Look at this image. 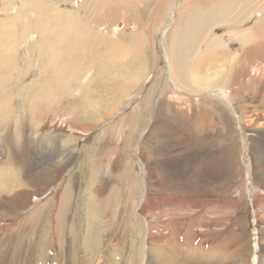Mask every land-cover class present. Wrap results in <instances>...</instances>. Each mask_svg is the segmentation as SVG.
Masks as SVG:
<instances>
[{"label":"rangeland","instance_id":"374dc122","mask_svg":"<svg viewBox=\"0 0 264 264\" xmlns=\"http://www.w3.org/2000/svg\"><path fill=\"white\" fill-rule=\"evenodd\" d=\"M5 1L9 2L10 6H6ZM175 1L97 0L98 4L106 5L103 11L108 7H117L111 18L104 19L103 14L97 15L95 12L94 15H97L95 18L92 13H87L84 7L77 9L80 11L76 14L72 0H0V47L4 44L8 47L5 52H0V169L4 168L0 171L5 172L2 174L4 179L0 181L1 185L11 187L10 190H6L9 194L5 190L3 194L0 193V264H49V253L54 251L58 255L65 254L68 260L76 258L77 260L72 261L73 264L82 259L83 263L87 261L86 264H137L135 254L144 225L136 218L137 216L133 219V212L124 211L121 194L124 184L126 186L134 184L132 188L135 196H138L140 191L141 170L138 165L142 163L137 152L138 143L145 148L146 158H149L145 162L147 181L150 173L153 174L151 178L153 181L163 180V187L166 184L172 186L176 183H185L187 180L198 183L201 179H205L209 197L222 199L221 196L236 194L243 218L239 213L240 223H234L235 225L231 226L233 228L230 227L227 233L228 236H236L238 244L246 242L250 252H253V211L247 189L249 184L246 164L253 154L258 162L264 164V128L254 130L249 128L245 118L241 116V111L236 116L230 108H225V117L222 120L221 109L208 100L210 87L207 85V90L198 96L188 95L191 100L199 102L197 109L204 107L205 112L209 111L208 114L214 122L209 125L193 117L189 119L191 128H195L198 124L204 128L203 134L200 133L199 136L203 139L204 147L202 145L182 146L177 150L170 140L161 138L160 133L167 129L174 134H183L187 126H181L179 121H181L180 114L184 111H176L180 113L177 115L178 119H167L165 115L160 118L161 112L169 108L173 110L171 104L167 101L164 103V99H161L157 106L145 105L143 102V97L147 93L148 99H155L158 94L162 95L166 92L163 81L164 64L162 60L159 63L155 59L153 47L159 42L160 32L168 20L171 5ZM17 3L22 6V9L15 14V11L12 12L11 9L17 7ZM204 3L206 4V1ZM191 6L195 9L194 0L181 1L178 11L189 9ZM251 6H254L251 11L260 9L261 14L256 13L249 19L245 15L243 18L245 28L243 27L242 30L262 29L257 25L259 26L258 20L264 19V0H254V5ZM49 8H54L57 18H51L50 21V29L55 35L62 29L66 30V33L73 29L75 34H78L77 29L81 28V31H84L83 34L89 38V42L84 36L85 42L81 38L77 40L74 38V43L69 40V46L62 47V51L65 52L63 56L56 59V65L60 62L61 65H55V69L46 65V57L40 49L36 48L37 43H34L39 40V34L35 28L43 24L44 20L46 21L47 18L42 15ZM109 12H111L110 9ZM87 14L89 16H86ZM191 18L192 15L187 22L181 23L180 29L185 24L197 29L199 20L207 22L214 20L212 16H201L198 13L195 18ZM76 19L81 20V23L78 24ZM95 19L92 25L91 22ZM5 23H11L12 30L17 31L15 47H10L8 36L2 33V26L7 25ZM218 25L213 24L214 35H208L200 41L198 45L200 55H203L204 48L214 36L221 35L226 40L227 35L222 33L227 29L224 25ZM253 29L243 32L250 33ZM170 30L173 31V28L168 29L166 33ZM28 33H30L29 39L26 38ZM97 33L109 37L102 38L97 36ZM47 37L49 41L46 44L56 45L59 42L57 40L54 43L48 33L45 35V38ZM263 39L256 40H261L258 42L260 44ZM42 40L43 36L38 43ZM131 41L140 44L138 47L145 48L146 54L143 57L138 59L130 57L132 48L128 43ZM38 45L41 46V44ZM230 45L233 51L232 56H234L225 57L224 63L231 58L232 62L239 58V55L236 56L234 52L239 48L237 42L231 41ZM22 48L29 49L32 55L20 51ZM122 51H127V55L118 56ZM261 51L254 50L252 53L256 57L249 58L247 49L244 48L241 55V61H244L242 65L240 60V63L237 61L238 69L235 65L232 66L233 68L230 66L226 70L227 73L224 71L218 76L219 78L216 77L211 82V86L214 85L213 87L217 90L216 85L223 86L229 83L234 85L236 78L244 75L243 77H247V80L238 79L240 87L248 91L258 90L259 94L263 93L264 59L261 58L264 56V51ZM259 58L263 60V65L259 64L261 62ZM37 59L41 62H37ZM192 60L197 61L198 58L192 57ZM5 66L9 68L5 69ZM246 66H252L255 70L248 71ZM181 70L186 71V68ZM235 73L238 75L235 76ZM44 78H46L47 86L40 87L42 83L40 80ZM251 80L258 82L260 86L253 84ZM137 82L140 83L135 85ZM138 89L140 94L133 98V92ZM169 91L168 96H170ZM207 101L210 104H205ZM259 103L257 99H249L248 111L264 110L260 108ZM178 108H185V105L182 104ZM197 109L194 113H197ZM158 126L164 131L160 132ZM176 137V135L171 137L175 144L178 141ZM66 140H69L68 143ZM153 141L154 145L151 143ZM225 144L227 148H223ZM244 145L248 147L246 156L249 157H246V162L241 163L236 168L237 172H234L233 168L224 164L230 162L228 159L232 156L234 149V156L244 153ZM69 147H74V156L71 160H68L66 156ZM64 163L66 167L57 180L52 185L46 186L45 182L50 180L54 167ZM10 166L16 170L11 169L10 173H16L14 176L17 175L18 179L7 174ZM227 173L234 178L226 186L222 184L225 190L217 189L216 186H221V181ZM252 176L254 189H263L262 192L260 190L256 192L264 196V171L261 170L260 173L252 171ZM240 183H244V186ZM151 185L149 184L148 188H151L149 196L152 199H160L161 194H167V192L154 191ZM239 185L244 188L245 200L238 198L241 192L238 190ZM178 188L183 190L181 186ZM55 190H58L56 203H61L65 208L62 222L57 225L59 227L55 236L57 241L53 240L52 233L55 224L61 219L55 223L53 218L51 198ZM187 190L186 192L178 191L175 195L181 197L193 194L188 187ZM30 191H39L42 194L37 199L32 198L27 207L16 208L12 204V207L10 204V206L6 205L9 203L8 198ZM198 192L200 191L195 190L196 194ZM94 195H96L95 198L92 197ZM129 197L132 199V196ZM154 207L159 208L158 204H154ZM58 209L61 211L60 205ZM58 209L54 208L55 211ZM70 229H73V238L69 234ZM156 229L158 230V227L154 224V230ZM89 234L94 237V242L86 246L85 255H82L81 247L84 246L85 239L90 237ZM198 239H202L204 246L210 247L211 244L205 238ZM116 241L117 247L111 250L114 254L110 253V249L107 248L111 247V244H116ZM223 248L218 244V250ZM100 249L103 255L101 254L98 260V257H94L96 256L94 253H98ZM228 252L231 250H228L227 254ZM86 259H89L90 263ZM91 259L94 260L90 261Z\"/></svg>","mask_w":264,"mask_h":264},{"label":"bare ground","instance_id":"6f19581e","mask_svg":"<svg viewBox=\"0 0 264 264\" xmlns=\"http://www.w3.org/2000/svg\"><path fill=\"white\" fill-rule=\"evenodd\" d=\"M72 1H73L75 10H76L75 11L76 14H78V11H80L77 9H79L80 7H84L85 11L89 14L92 13V15L95 18L98 14H103L104 19H109L111 18V16H113V11H115V9L117 8L115 6L108 7L105 11H103L102 9L106 7V5L105 4L101 5V3L98 4V2H96L97 0H72ZM181 1L184 2L188 0H181ZM181 1L176 0L171 5L172 6L171 12H170V15L168 16V20L165 22V25L160 32L159 42L157 46L153 47L155 59H157L159 63H160V60H162L164 64L163 71H164L165 76L163 77L164 78L163 81H164V87L166 89V92L162 95L158 94L157 98L155 99H148L149 94L147 93V95H145L144 97L142 96L144 98L142 99H143V102H145L144 103L145 105L153 104L157 106V104L159 103L161 99H164L163 100L164 103H166L167 101L168 104H171V107L173 108V110L169 108L168 110L161 112L159 114L160 118L163 115H165L167 119L168 118L178 119L177 115H179L180 113L176 111L183 110L185 114L184 113L180 114L181 121H179V123L181 126L183 125L187 126V129L184 130L183 134H180V133L174 134V132H168L166 128H165L166 129L165 132H162L164 131L163 130L164 127L161 125V127H163L162 129L158 126L160 129L158 130L162 132L160 133V137L170 140L172 143V146H175L177 150L178 148L182 146H192L193 147L195 145L197 146L202 145L204 147L203 139L199 137L200 133L203 134L202 132L204 131V128L202 127L201 124H198L195 128H191V125L189 124V119L193 117V119L199 122L207 123L209 125L213 124L214 122H213V119L208 114L209 111L208 113L205 112L204 107L201 104L200 105L203 108L197 109L199 107V102L197 100H191L190 97H188V95L196 94L194 96H198L204 90H207V85H209L210 87V89L208 90L210 92V99L208 100L211 103H214L215 105H217L221 109L220 117L222 120H223V117H225V108H230L233 112L236 113V116H238L239 111H241V114H242L241 116L245 118L246 124L248 125L249 128L253 130L259 129L260 127L264 128V110L254 112V111H248L247 109V103L249 99H257L260 102L259 103L260 108H264V91L263 93L259 94L258 90L250 89L251 91H248L244 89L243 87H240V85L238 84V79L244 78V80H247V77H243L244 76L243 73H242L243 76H241L239 73L240 76L238 78L235 77L238 75L237 73H235L236 75L233 77H235L237 80L235 82L234 81L235 78H234L233 80L235 82L234 85H232V83L231 84L229 83L228 85L226 84L223 86L216 85L217 90H215L216 88L213 87L214 86L213 84H212L213 86H211V82L216 77L219 78L218 76H220L221 73H224V71L228 70L230 66L231 67L233 65H235V67L238 66L237 61L239 60L241 61V55H243L244 48L247 49L249 58L250 57L252 58V56L254 55L252 53L254 50L259 49V50L264 51V39H263L264 38V19L258 20L259 26L257 25V27H262V29L250 28V29L242 30V28L244 27L243 18L245 17V15H247L249 19L253 17L256 13L257 15H260L261 10L257 9L254 12L251 11L252 8L254 7V6H251L252 4L254 5V0H242L240 2L239 0H236L235 2H233L232 0H194L195 9L194 7L191 6L189 9L185 8L183 9V11L179 12L178 9H179ZM204 1H206V4L204 3ZM5 4L6 6H10L9 2L5 1ZM160 8H161V4H160ZM21 9H22V6H19L18 4V6L12 8L11 11L12 12L15 11L14 13L17 14L19 11H21ZM109 9L111 10V12H109ZM95 12L97 14V15L95 14L96 16L94 15ZM195 12L200 14L201 16L202 15L212 16L214 20L213 22H207L206 20H199L198 21L199 28L197 29H193L194 28L193 26H187L186 24L183 26L182 29H180V24L187 22L191 15H192L191 19L195 18L196 16ZM44 13L45 14L42 16L47 18L46 21L44 20L43 24L36 26L35 28V31H38L39 40L41 39L42 36H43V40L40 41L39 43H38L39 40L38 41L36 40V42L32 40L31 41L34 43H37L36 48L40 49L43 56L46 57V62H45L46 65L52 66L55 69L56 66L61 65V62L56 65V59L63 56V53L65 52L62 51V47L69 46V40L73 42L74 38H76V40L81 38L84 42L85 40L89 42V38L88 36H85L83 34L84 31H81V28L77 29L78 34H75V32L73 31L71 27H69V29H72V30H68L67 33H66V30L62 29L61 31H58V33H56L55 35L53 33L54 31L50 29L51 28L50 27L51 18L57 19L56 14L54 12V8L46 9ZM86 16H89V15L87 14ZM34 20L36 21V18H34ZM76 21L78 24L81 23V20L79 19H76ZM95 21L96 19L90 22L93 25ZM192 22H195V21H192ZM5 24L7 25L2 26V33L3 35L8 36V40L10 41L9 42L10 47L11 46L15 47L14 40H17V31L12 30L11 23H5ZM213 24H216V25L219 24L218 26L224 25L227 31H224L222 34L227 35V38L225 40V38H223V36L221 35H218V37L214 36V38H212L208 42L206 47L204 48L203 55H200L198 52L200 49V47H198L200 41L205 39L208 35L212 36L215 34V31L213 30ZM134 28L136 31H138L136 27ZM170 28H173V31L170 30L168 33H166V31ZM251 29H253L254 31L252 30L250 33L243 32V31H249ZM47 33L49 34V38H52L54 40V43L57 40H59V42L56 45L46 44L47 41H49L48 37L45 38V35ZM29 36H30V33H28L26 38L29 39ZM83 36L85 37V40ZM97 36L102 37V38L109 37V36L105 37L106 35H99V33H97ZM164 36H166V38ZM32 39L34 40V38ZM256 39H263V42L258 44V42L261 40H256ZM231 41H235L239 45V48L234 50V52L236 53L235 55L236 56L239 55V58L237 57V59H235L236 61L234 60V62H232V58H231L229 61L224 63L225 57L232 56L233 54V51H231L232 48L230 45ZM79 43H81V41ZM38 44H41V46ZM42 44L44 46H42ZM128 44L132 48L130 57L134 59H138V58L143 57L146 54L145 48L143 46L138 47L140 44L134 41H131ZM55 46H56V49H55ZM59 47L61 48L57 50ZM7 49L8 47L5 46L4 44L0 47V52H5ZM20 51H23L24 53L25 52L31 53L29 49L22 48ZM37 53H39V51ZM119 55L126 56L127 51H122L120 54H118V56ZM192 57L198 58V60L194 61L192 60ZM254 57L256 56H253V58ZM263 57L262 58L260 57V58L264 59ZM37 60H38L37 62H41L39 59ZM242 62L244 61H241V65H242ZM251 62H254V61H251ZM247 63H249V61ZM259 64L263 65V60L259 62ZM253 66L256 67V65L254 64ZM246 67L248 71L249 69L255 70V68H253L252 66H246ZM4 68L7 69L9 68V66H5ZM183 68H186V71L181 70ZM238 68L239 67H237V69ZM209 73H212V74H209ZM40 81H42L40 87L47 86L46 78ZM251 82L257 85L258 87L260 86V84L254 80H251ZM139 83L140 82H137L135 85ZM259 90L261 91V88H259ZM168 91H169L170 96L167 95ZM139 94H140V89L135 90L133 92V95H134L133 98H136V96ZM182 104L185 105V108H178ZM205 104H210V103L207 101V103ZM194 108L198 110L197 113H194L195 112ZM156 133H158V131H156ZM174 135L177 136L176 138L178 140L176 144L173 143L172 138H171V137H174ZM66 141L68 143L69 140H66ZM154 141L151 142L153 145H154ZM149 144L147 146H149ZM138 145H139L137 149L138 156L141 160V163L143 164V166L142 164L138 165L140 166V170H141L140 171L141 172L140 191L138 193V196H135L133 194V188H132L134 187V184H132V186L131 184H129L128 186L124 184L123 192L121 194L122 196L121 201L123 202L122 208L124 209V211L126 213L130 211L133 212V219L135 216H137L136 218L139 221L141 220L144 225V231H143V234H141L140 236L139 246L136 249V254H135L137 257V264H264V196H261L260 194L256 192L259 190L261 191L263 189L259 188L258 190H255L254 183L252 180L253 179L252 171L255 173L256 172L260 173L261 170L264 171V164L262 165L260 162H258L254 154L252 155L251 158H249V160L247 159L248 162L246 164V173L248 176L247 181L249 184L247 189L249 192V198L252 203L251 208L253 211L252 212V230H253V237H254V245H253V252H250V248L248 247L246 242L245 243L242 242V244H238L237 237L228 236V233H227L228 229L234 223L239 222V215L241 216V212L239 209V203L237 201L236 194H233V196L232 195L221 196L222 199H216V198H213L212 196L209 197V194L206 188L207 182L205 181V179H201L200 182L198 183H194V181L187 180L185 181V183L184 182L181 183L182 185L177 184V183L176 185H172V186L166 184L163 187L164 185L163 180L160 179L159 181V179H157L153 181L151 179L153 178V174L150 173L149 180L147 181V174L145 171V166H146L145 162H147L149 158H146V150L144 147H141L142 144L138 143ZM246 145L248 144L246 143ZM246 145H244V153H241L239 155L236 154L234 156V152H235V149H234L232 156H230L228 159L230 160V162L229 163L226 162L224 165L230 166L231 168L234 169V172H237L238 169L236 170V168H238L241 163L246 162V157H249V156H246L249 151ZM230 146L235 148L234 145L232 144H230ZM223 148H227V145L225 144ZM67 150L69 152L67 153V155L66 154L65 155L68 156V160H71L74 156V147H69V149L67 148ZM65 167H66V164L64 163V164L59 165L58 167H54V169L52 168L53 171L49 178L50 180L48 179L49 181L47 182L46 180L45 182L46 186L52 185V183L57 180L60 173L63 171V169H65ZM8 168H10V170H8L9 172L7 174H9V176H12L18 179L17 175L16 177L14 176L16 173H10L11 169L12 171H16V170L11 166ZM6 169L7 168L5 167V171H7ZM0 170H4V168ZM0 173H1L0 177L3 176V178H0L2 180L4 179V175L2 174H4L5 172L3 173V171H0ZM233 178L234 176H231L230 173H227V176L223 179V181H221V186H216V188L225 190L226 188H224L222 184L226 186V184ZM2 182L4 184V181ZM5 182H6V179H5ZM149 184H152L151 186L154 191L156 190V192H160V193L167 192V194L169 195L161 194L160 196L158 195L160 199H156V198L152 199L149 196V192L151 189V188L150 189L148 188ZM190 184H191V187H189ZM217 184H220V183H217ZM0 185H1V181H0ZM240 185L244 186V183H240ZM240 185L238 187V190H241V192L238 198L244 199V196H245L244 188H241ZM178 186L183 187V190L179 189ZM3 187L5 186L3 185L0 186V191H2L0 193L2 194L6 190L8 191L11 189L10 185L9 186L6 185L5 188ZM187 187L189 188V191L193 192L192 195H187V196L182 195L181 197L175 195V193H177L180 190H181L180 192L188 191ZM204 188L206 189L204 190ZM251 188L253 191L251 190ZM3 190L5 191L3 192ZM195 190H198L200 192L196 194ZM7 191L6 193H8ZM169 191H171V193ZM206 192L207 194L204 195ZM41 194L42 193H40L39 191L21 192L18 195L16 194V196L14 195L15 197L13 198L10 196H9L10 198L8 199L6 198L7 201L9 202L6 205L10 206L12 204L16 208L27 207V205L31 203L32 198L35 199L36 197L37 199L38 197H40ZM57 195H58V190H55L52 194V198L50 197L52 200V206H53V211H54L53 218L55 220V223L57 220L61 219V221L57 222L53 228L52 235L54 237L53 239L54 241H57L55 240L57 229L59 228L57 227V225L61 224L63 216H64V210H65L64 206L61 203H56ZM129 196H132V199H130ZM87 197H88V194H87ZM92 197L95 198L96 195ZM239 202L241 203L242 201L239 199ZM154 204H158L159 208L154 207ZM58 205H60L61 211L58 209ZM55 207L58 210L55 211L54 210ZM154 224H156L159 231L157 229L154 230ZM89 228H90V225H89ZM69 232H70L69 234L72 235L71 237L73 238L74 237L73 229H70ZM200 237L205 238L211 244L210 247L204 246L201 241L202 239H198ZM93 242H94V237L92 235L88 239H85L84 246L81 247L82 255H85L84 250L86 249V246L91 245ZM218 244L223 246L224 248L222 250H218L217 249ZM117 245L118 244L116 241V244L115 243L111 244V247L109 246V248L107 249H110L109 250L110 253H113V251L111 250H113V248L115 249ZM55 248L56 247H54V249ZM228 250H231V252H228L227 254ZM86 251L88 252V250ZM94 254H96V256L94 255V257L96 258L98 257L97 259L100 260L101 258L100 255L101 254L103 255V251L102 249H100L98 253H94ZM49 256H50L49 264H73L72 261L77 260L76 258H73L72 260H68L66 259L67 256L65 254L58 255L56 254V251L49 253ZM96 258L94 259L96 260ZM94 259H91L90 261ZM86 260H88L89 262V259H86ZM83 261L84 260L82 259L81 261H78V263L77 262L75 263L84 264L85 262H87L85 261L83 263ZM93 262H96V261H93ZM98 263H100V261Z\"/></svg>","mask_w":264,"mask_h":264}]
</instances>
